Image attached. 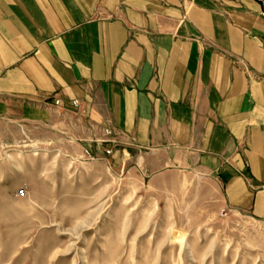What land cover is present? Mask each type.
Returning a JSON list of instances; mask_svg holds the SVG:
<instances>
[{
    "label": "crops",
    "instance_id": "obj_1",
    "mask_svg": "<svg viewBox=\"0 0 264 264\" xmlns=\"http://www.w3.org/2000/svg\"><path fill=\"white\" fill-rule=\"evenodd\" d=\"M259 11L255 0H0V118L60 132L82 164L136 153L146 172L214 178L230 212L264 221Z\"/></svg>",
    "mask_w": 264,
    "mask_h": 264
},
{
    "label": "rangeland",
    "instance_id": "obj_2",
    "mask_svg": "<svg viewBox=\"0 0 264 264\" xmlns=\"http://www.w3.org/2000/svg\"><path fill=\"white\" fill-rule=\"evenodd\" d=\"M61 140L0 118V264H264V221L214 178L146 172L135 152L86 165Z\"/></svg>",
    "mask_w": 264,
    "mask_h": 264
},
{
    "label": "built area",
    "instance_id": "obj_3",
    "mask_svg": "<svg viewBox=\"0 0 264 264\" xmlns=\"http://www.w3.org/2000/svg\"><path fill=\"white\" fill-rule=\"evenodd\" d=\"M255 1L260 5L259 16L264 19V0H255ZM54 104L56 106H58V105L61 104V101L60 100H56ZM72 105H74L75 107H78L79 106V101L78 100H73L72 101ZM105 134L106 135H111V131L106 129L105 130ZM106 152H107V154H110L111 150H107ZM20 192H22V190ZM225 212H226L225 210H222L221 213L225 214Z\"/></svg>",
    "mask_w": 264,
    "mask_h": 264
}]
</instances>
